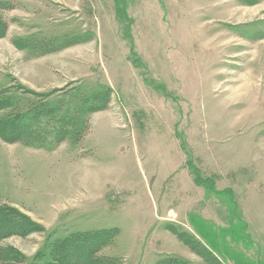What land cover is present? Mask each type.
<instances>
[{
    "label": "rangeland",
    "instance_id": "1",
    "mask_svg": "<svg viewBox=\"0 0 264 264\" xmlns=\"http://www.w3.org/2000/svg\"><path fill=\"white\" fill-rule=\"evenodd\" d=\"M1 1L0 99L112 89L78 144L0 138V211L36 225L1 240L10 262L105 230L109 264H205L175 231L264 264V0Z\"/></svg>",
    "mask_w": 264,
    "mask_h": 264
},
{
    "label": "trees",
    "instance_id": "2",
    "mask_svg": "<svg viewBox=\"0 0 264 264\" xmlns=\"http://www.w3.org/2000/svg\"><path fill=\"white\" fill-rule=\"evenodd\" d=\"M13 8V3L0 0L1 10ZM8 28V22L0 15V39L6 36ZM14 43L18 48L25 47L21 42ZM68 90L59 91L65 93L67 98H52L45 93L22 89L20 96H5L0 99V138L7 143L24 142L50 151L65 141L78 144L90 129V116L108 109L112 89L105 84H101V89H90L84 84L76 85L72 91ZM19 218L25 219L27 225L22 226ZM30 226L36 225L28 216L20 215L15 209L0 211V242L8 235L26 234ZM175 233L205 264H224L200 241L184 232ZM113 241L114 234L110 231L78 233L59 242V249L53 258L55 261L50 264H109L111 257H104L99 253ZM12 249L0 248L1 263L12 264L11 262L21 260L23 256ZM163 262L161 260L157 264H186L177 260ZM112 264H119V261L115 260Z\"/></svg>",
    "mask_w": 264,
    "mask_h": 264
}]
</instances>
